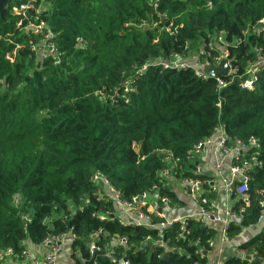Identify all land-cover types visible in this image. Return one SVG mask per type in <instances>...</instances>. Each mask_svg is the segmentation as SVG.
<instances>
[{
    "label": "trees",
    "instance_id": "1",
    "mask_svg": "<svg viewBox=\"0 0 264 264\" xmlns=\"http://www.w3.org/2000/svg\"><path fill=\"white\" fill-rule=\"evenodd\" d=\"M24 1L10 0L0 17L1 252L11 249L23 260L25 241L41 245L71 232L72 257L85 264L98 233L99 245L109 244L130 264H207L216 227L186 217L185 232L181 223L164 231L172 249L146 241L157 237L155 227L94 215L113 211V204L98 199L91 176L106 177L124 199L146 191L173 205L179 199L160 171L170 167L180 181L212 177L196 173L200 155L192 150L217 130L230 142L258 141L234 165L256 153L263 160L247 173L251 201L244 205L239 197L234 204L244 213L227 236L235 239L260 221L264 65L249 71L264 57V0H45L43 8L35 0L21 19L13 6ZM37 21L47 25L41 33L33 29ZM195 48L205 63L210 52L214 66L227 50L232 73L203 79L194 67H164ZM167 153L181 159L179 166L166 161ZM214 193L202 189L215 201ZM123 236L125 245L117 242ZM239 242L223 264H264L263 227ZM94 264L117 261L102 253Z\"/></svg>",
    "mask_w": 264,
    "mask_h": 264
},
{
    "label": "built area",
    "instance_id": "2",
    "mask_svg": "<svg viewBox=\"0 0 264 264\" xmlns=\"http://www.w3.org/2000/svg\"><path fill=\"white\" fill-rule=\"evenodd\" d=\"M33 1L35 0H26L19 5L13 6V11L22 18L27 17L29 8L33 7ZM39 11V10H38ZM36 11L37 13H39ZM36 20H39L38 16ZM22 21H19L18 25H22ZM33 29L36 33H41L46 28V23L44 21H37L35 25H32ZM26 29H29L27 27ZM223 43V38L219 37L217 39V44ZM212 47L210 43L208 45ZM53 47V46H52ZM211 56L210 52H207L206 62H209L208 58ZM226 57L228 59L227 50H224L220 56L214 57L213 60L217 65H212L217 67L221 62L222 58ZM205 63L199 57L195 58L193 64H190L185 59H182L178 55L174 56L169 63H164V67H174L177 70H185L189 67L196 68V75L205 79L209 77L206 73H204L201 69V65ZM229 65V74L232 73L231 63L228 59ZM264 65V57L259 60L258 63H254L250 66V75L255 74V70L259 68V66ZM256 77V76H255ZM220 79V78H219ZM252 81L250 79L245 81L246 87L252 86ZM220 84L223 85V81L220 80ZM220 103H218V106ZM218 131V130H217ZM216 131V132H217ZM228 137L221 132L216 140L212 138L206 139L200 143H198L192 153L196 155H201L206 147L210 144L216 143L215 146L219 149L224 157H238L240 154L249 149L251 146H257L258 141L255 138L250 139L248 142H243L240 139H234L233 141H228ZM257 154V153H256ZM256 154H253L250 161H245L242 165H234L230 166V172L228 175L225 173L224 169V160L220 159L216 162L214 166V176L209 177L207 179H183L182 182L189 188L191 198L196 201L199 205V213L197 218H199L202 222H205L208 225L213 227L217 226V230L219 231L218 237L221 241L229 240L227 236V229L232 222H237L240 220V213H244V207L240 209L239 212L234 211L232 208L221 209L216 204V201L210 200L208 197L202 194V189L206 185L212 192H217L221 185H224L227 191L231 193H235L239 195L244 202V205H249L251 201L250 193H249V176L248 171L252 170L256 165H262L261 159L258 158ZM166 161L169 164H172L173 167L179 166L181 159L178 157H174L171 153H167ZM196 173L201 174V168L199 165H196ZM161 177L169 179L171 177L170 167H164L160 171ZM91 181L93 184L97 185L96 195L98 199L101 201L111 202L113 204V211H107L103 213L101 211L95 213L94 215L100 219L109 218V216L117 217L122 224H137V225H148L150 227H155L157 229V237L153 238L151 236L146 237V241H153L154 244L167 247V240H165L164 231L165 229L172 228L174 224L181 223V231L185 232L186 223L184 221L185 218L181 217H170L168 212L172 208V199L166 195L158 196L157 194H150L149 192H142L134 195L130 199H124L121 197L119 191L110 183V181L101 176L100 174H93L91 176ZM221 182V183H220ZM256 195L258 197L259 203L262 207L261 218L260 220L264 223V192L257 190ZM153 216L161 217L162 220L153 223ZM22 219L26 221H30L31 219L24 215ZM264 229V226H263ZM213 239L209 242V245L213 248L216 243V239ZM98 233L93 235V240L90 246V258L95 255L97 251L108 255L111 259L117 261V264H130V261L123 257L124 255L118 256L116 258L113 249L109 246V244H105L104 246L99 245L96 241L98 240ZM74 240V236L71 232L62 233L56 236L45 238L41 245L47 248V253L42 257H35L31 254L30 251L25 247L26 241L23 243L25 251H24V259L27 264H67L62 259V252L65 249V246L71 244ZM120 244L125 245L127 243V238L125 236L120 237L117 241ZM221 248L219 249V252ZM244 252H241V254ZM11 249H6L4 251H0V259L5 256L12 255ZM208 264V263H207ZM215 264H223V261H217Z\"/></svg>",
    "mask_w": 264,
    "mask_h": 264
},
{
    "label": "crops",
    "instance_id": "3",
    "mask_svg": "<svg viewBox=\"0 0 264 264\" xmlns=\"http://www.w3.org/2000/svg\"><path fill=\"white\" fill-rule=\"evenodd\" d=\"M221 133L220 130L216 132V134L212 137L213 140H216V137ZM216 143L210 144L206 147L205 151L199 156L198 160L200 163L199 167L201 168L202 173L207 176H214V166L217 161L220 159L224 160V169L226 175L230 172V166L233 164L232 157H224L222 152L217 149L215 146ZM167 185L173 190V192L176 194L177 198L179 199L178 202H173V205L176 204L177 207L173 208L168 212V215L170 217H196L199 213V205L196 201H194L190 196L189 188L181 181V186H183L186 189V192L181 190L180 186L178 185V180L175 177H170L168 179ZM221 183V182H220ZM215 194V201L216 204L221 209L226 208H232L234 204L240 199L239 195H236L235 193H231L226 190L224 185H221ZM263 227V221H259L257 224H254L253 226L246 227V231L249 232L248 237H244L240 234L235 239H229L227 241H221L219 238L216 239L215 246L213 249L207 253L208 257V264H215L217 261H223L227 256L231 254H235L237 252V245L240 243L239 241L243 239H248L249 237L255 235L259 230H261ZM217 228V226H216ZM240 239V240H239ZM72 244V243H71ZM71 244L66 245L62 255V259L67 264H76L74 260L73 262H70L72 259L73 252L71 249ZM25 247L28 251L31 252V254L35 257H42L47 253V248L43 245H35L31 242H26ZM221 248V251L219 252V249ZM238 253V252H237ZM0 264H27L23 260L15 259L12 255L5 256L0 260Z\"/></svg>",
    "mask_w": 264,
    "mask_h": 264
},
{
    "label": "water",
    "instance_id": "4",
    "mask_svg": "<svg viewBox=\"0 0 264 264\" xmlns=\"http://www.w3.org/2000/svg\"><path fill=\"white\" fill-rule=\"evenodd\" d=\"M9 2L10 0H0V17H3L5 8ZM201 69L209 77H215V78H220L222 76L227 75L230 70L228 65V59L226 57L222 58L221 62L217 67H214L211 63H203L201 65ZM99 254H102V252L97 251L91 259L85 261V264H94L96 260V256ZM205 254L207 253L205 252Z\"/></svg>",
    "mask_w": 264,
    "mask_h": 264
},
{
    "label": "rangeland",
    "instance_id": "5",
    "mask_svg": "<svg viewBox=\"0 0 264 264\" xmlns=\"http://www.w3.org/2000/svg\"><path fill=\"white\" fill-rule=\"evenodd\" d=\"M41 1V8H43V7H45L44 5H45V0H40ZM217 45H219V44H217ZM198 57V48L196 49H191V51H190V54H189V57H187V58H185V60L186 61H193L194 62V60H195V58H197ZM178 183V185L180 186V188H181V190H183L184 192H186V189L183 187V186H181V181H178L177 182ZM174 207H177V205L176 204H174L173 205V208ZM29 217V216H28ZM30 218V217H29ZM31 219V218H30ZM246 229V228H245ZM243 230V232H242V236H243V238L244 237H248L249 236V232H251V231H246V230ZM49 237H52V236H49ZM46 238H48V237H46ZM74 241V240H73ZM42 244V243H41ZM66 247V246H65ZM167 249H172V248H167ZM72 252H73V250H72V246H71V249H70ZM63 253V252H62ZM73 255V254H72ZM92 258V257H91ZM90 258V259H91ZM71 261L70 262H73L72 260H74L73 259V257H72V259H70ZM87 260H89V259H87Z\"/></svg>",
    "mask_w": 264,
    "mask_h": 264
},
{
    "label": "bare ground",
    "instance_id": "6",
    "mask_svg": "<svg viewBox=\"0 0 264 264\" xmlns=\"http://www.w3.org/2000/svg\"><path fill=\"white\" fill-rule=\"evenodd\" d=\"M240 197V196H239Z\"/></svg>",
    "mask_w": 264,
    "mask_h": 264
}]
</instances>
